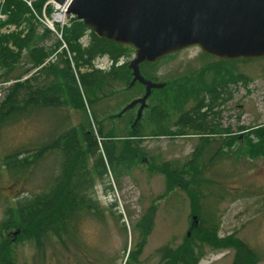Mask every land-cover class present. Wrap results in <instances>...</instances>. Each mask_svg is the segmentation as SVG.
<instances>
[{"label":"rangeland","instance_id":"obj_1","mask_svg":"<svg viewBox=\"0 0 264 264\" xmlns=\"http://www.w3.org/2000/svg\"><path fill=\"white\" fill-rule=\"evenodd\" d=\"M4 1L0 0L2 8ZM50 10L48 7L46 12ZM30 17L37 33L32 46H35L36 51L50 52H47L49 55L40 65L32 68L27 60L28 48L22 49L16 66L9 73L11 76L23 74L21 80L35 77L39 84L61 80L58 69L62 68V58L68 60L74 75L77 71L98 68L106 70L110 67V59L102 56L90 64H79L81 67L76 68L74 54L64 35L59 39L55 33L48 32L37 19L31 15ZM71 19L72 17H67L68 26ZM20 27H4L0 35L10 31L18 32ZM23 33L19 36L23 37ZM88 39L87 32L78 43L85 46ZM4 46L12 54L19 53L11 43L0 44V48ZM133 53L132 48L129 56L120 58L118 64L128 63L133 58ZM218 64L216 59L206 57L196 46L157 62L155 80L165 82L166 88H169L154 91L148 101L150 106L161 104L160 110L168 109V131L176 133L181 129L184 132L173 136H155L153 130L156 128L148 121L149 111L143 112L139 126L143 136L130 139L138 149V162L133 163L128 170L118 169L114 172L104 161L106 173L103 171L99 177L95 175L90 189L104 216L101 220L89 215L80 218L76 223V233L71 235V242L65 240L64 244L53 236L51 241L48 238L38 250L32 241L20 237L19 231L14 227L1 228L7 210L14 207L16 200L42 192L46 186H50V182H54V178L61 173L64 156H61L58 149L42 152L27 169L23 168L26 171L23 170L22 173L7 169L3 160L6 156L25 149L37 151L39 147L64 136L73 127L77 130L79 145L83 149L86 142L80 134L81 130L87 131L90 138L96 141V148L95 145L93 147L94 155L97 156L96 153L103 152V139L98 135V124H103L105 131H109L113 125L116 129L115 138L118 139L116 152H119V141L127 138L125 132L136 116V109L128 110L120 117H116V114L127 103L143 94L142 86L136 84L123 91L124 86L113 83L97 93L99 99L90 105L86 101L84 90L77 85L85 111L73 108L70 99L66 98L60 106L40 108L13 123H0V243L4 241L10 248L14 264H158L161 247L168 245L175 248L190 235L188 229L192 213L184 189L176 186L167 192L164 175L150 167L162 163L184 164L191 158L201 139L212 142L214 150L209 154L216 153L211 166L207 164L205 177L212 180L209 186L210 199L217 206L220 217L218 235L222 237L234 233L258 253L261 259L257 264H264V156L250 153L252 144L249 143V139L257 141L253 134L256 129L264 128V58L238 61L227 66L242 80H226L221 85L216 81L215 69ZM27 69L29 71L23 73ZM207 69L213 71L203 74L202 71ZM5 71L4 66L0 65V103L9 88L17 82L15 79L2 77ZM197 81L209 84L215 93L208 95L201 91L197 97L190 96L184 103L176 105L178 96L174 94L176 91L181 92L178 85L186 82L189 87ZM103 93L105 95L102 96ZM165 101L167 109L163 105ZM203 110L205 113L201 114ZM193 111H198L195 118ZM183 115H186L188 125L181 128L178 121ZM108 117L114 120H107ZM193 119L196 121L195 127L199 129L192 126ZM198 123L200 126H197ZM204 152L207 160L208 153L206 150ZM25 155L27 154L20 157ZM143 157L148 162H141ZM93 161L92 156L88 157L87 166L91 170L94 168ZM189 176L188 172L186 177ZM152 205L156 206V210L151 232L141 237L139 230H134L131 225ZM129 250L136 252L135 261L128 259L126 262ZM232 256V250L206 247L198 264H231Z\"/></svg>","mask_w":264,"mask_h":264},{"label":"trees","instance_id":"obj_2","mask_svg":"<svg viewBox=\"0 0 264 264\" xmlns=\"http://www.w3.org/2000/svg\"><path fill=\"white\" fill-rule=\"evenodd\" d=\"M46 0H35L34 5L38 11ZM5 5V8H4ZM3 5L4 12L8 13L7 18L0 24V27L9 25L21 26L18 32L10 31L7 34L0 35V44L7 45L9 43L16 46L18 49L17 55L8 51L6 46L0 48V65L7 70L2 77L5 79H15V82L8 90L4 100L0 103V123H13L25 115L32 114L40 108L50 106H60L65 102V99H70V104L73 108L82 109L85 111L84 102L80 95L79 88L76 84V77L71 70L67 59L62 58V68L60 72L61 80L54 82H44L39 84L35 77H28L21 80L23 74L11 76L14 66L20 57L22 49L28 48L27 60L32 64V68L40 65L43 59L46 58L50 51H36L35 46H32L37 36L36 28L33 26L28 8L19 0H5ZM48 8V7H47ZM30 14V15H29ZM29 15V18L27 17ZM32 16V15H31ZM48 31V30H47ZM24 32V33H23ZM49 32V31H48ZM88 33L89 39L85 46L79 44V40ZM23 33V37L19 35ZM47 33V32H46ZM63 35L68 42L72 53L73 60L80 65L90 64L96 58L107 56L111 65L109 69H94L90 71H77L82 90H84L88 104L92 105L99 99L96 94L101 92L105 87L112 86L113 83H119L127 89V85L131 79V71L128 69L127 62L118 64L120 58L128 57L132 52V48L127 45H119L109 42L96 36L92 31L82 24L81 21L72 17L70 26L63 29ZM205 55L204 53H202ZM206 57L212 58L205 55ZM246 62L248 60L225 61L216 60V81L221 85L223 82H236L242 80L240 76H235L227 66L235 62ZM80 64V65H79ZM156 63H143L139 66L140 72L147 78L155 80ZM49 69L51 64L48 65ZM47 67V68H48ZM81 67V66H80ZM29 69L23 73L28 72ZM212 69L203 70V74L212 72ZM178 90L175 96H178L176 105L184 103L190 96L197 97L199 92H206L208 95L215 93L210 89V85L204 82L197 81L191 83L187 87V83L178 85ZM166 88V87H165ZM182 89V90H181ZM164 91V90H161ZM157 92V91H155ZM110 93H113L111 91ZM102 96L105 93L101 94ZM157 111L154 115L151 114L148 121L152 125L153 135L155 136H173L182 134L184 131H176L173 133L168 131L167 120L168 113H162V110L167 112V101L163 103L165 109H161V104H155ZM198 111H193L194 118ZM94 114V113H93ZM95 118V115H93ZM113 118H115L113 116ZM186 115H183L178 123L181 128L188 125L185 121ZM190 119V117H188ZM114 120L108 117L107 120ZM140 121L134 122L129 126V130L125 132V139L119 141L121 149L116 152V129L113 125L109 131H105L103 124H98V135L102 137L103 152L94 155V145L96 141L90 138L87 131L81 130L80 134L86 142L85 149L79 145L78 134L75 127L64 136L58 137L51 143L40 147V150H22L17 153H12L4 158V166L14 172H24L28 165L36 160V156L42 152H48L50 149H59L61 156L63 155L62 169L60 176L54 182H50V186L42 192L35 193L30 197L18 199L15 201L13 208H9L6 213V218L1 223L2 229L14 227L19 232L20 237H24L28 241H32L35 247L39 250L42 244L51 239L53 236L59 242L64 244L65 240H71V235L76 233L77 221L85 215L93 216L101 220L104 212L98 206L97 200L93 197L90 189L92 188L94 176H100L99 169L103 168L106 173L104 161L110 165L111 169L116 172L118 169L128 170L135 162H138L136 154L138 149L134 147L130 141L131 138H139L143 136ZM166 122V123H165ZM98 123V122H97ZM192 126H196V121L193 119ZM197 126H200L199 123ZM196 128V127H195ZM199 129V128H196ZM255 130V129H254ZM253 134L257 141H251L252 148L250 153L257 156H264V128L256 129ZM108 139L112 141L107 142ZM228 140V138H227ZM231 141V140H230ZM228 141V142H230ZM206 141L201 139L197 144L191 158L182 165L174 163H162L161 165H151L150 169L162 173L165 177L166 191L170 192L174 187L183 188L186 192L190 206L191 216H195L196 223L188 230L190 235L185 237L183 242L175 248L164 245L159 249L161 259L158 264H198L205 252V248L232 250L231 264H257L261 259L258 253L251 249L245 242L237 238L234 233L220 237L218 235L220 226V217L217 214V206L210 199L211 189L209 188L212 180L205 177L207 164L215 160L216 153L212 152L214 147H209ZM209 158H204L205 151ZM23 154H27L23 157ZM92 156L93 170L88 168L87 159ZM95 156V157H94ZM142 162V159H141ZM26 168V169H23ZM13 172V173H14ZM190 173L189 177L187 173ZM190 186V187H189ZM160 198V197H159ZM158 198V199H159ZM156 206H149L144 211L138 221L132 224L133 229H138L141 237L148 235L151 232ZM71 242V241H70ZM138 252V250H137ZM128 259L135 261L136 252L129 250L126 262ZM0 264H14L11 257V251L6 243H0Z\"/></svg>","mask_w":264,"mask_h":264},{"label":"water","instance_id":"obj_3","mask_svg":"<svg viewBox=\"0 0 264 264\" xmlns=\"http://www.w3.org/2000/svg\"><path fill=\"white\" fill-rule=\"evenodd\" d=\"M66 15L102 39L133 48L127 88L137 82L145 92L121 113L140 104L134 122L151 91L165 86L140 73L143 63L193 46L219 60L264 58V0H71Z\"/></svg>","mask_w":264,"mask_h":264},{"label":"built area","instance_id":"obj_4","mask_svg":"<svg viewBox=\"0 0 264 264\" xmlns=\"http://www.w3.org/2000/svg\"><path fill=\"white\" fill-rule=\"evenodd\" d=\"M30 8L31 13L36 17L39 23L43 26H46L48 29L53 31L59 39H61V31L57 30V26L62 28L66 23L65 18V10L64 6L59 5L57 2L53 0H48L45 5L50 4L52 7V11L49 16L45 14L44 8L41 14H38L36 10L33 8L32 0H21ZM6 18V14L0 9V22H2Z\"/></svg>","mask_w":264,"mask_h":264},{"label":"flooded vegetation","instance_id":"obj_5","mask_svg":"<svg viewBox=\"0 0 264 264\" xmlns=\"http://www.w3.org/2000/svg\"><path fill=\"white\" fill-rule=\"evenodd\" d=\"M109 69V68H108ZM107 70V69H106ZM142 74V73H141ZM143 75V74H142ZM144 76V75H143ZM145 77V76H144ZM147 78V77H146ZM163 83H165V82H163ZM136 84H138V83H136ZM135 84V85H136ZM134 85V86H135ZM142 86V85H141ZM166 87V83H165V86L162 88V89H160V91L161 90H167L169 87H167V88H165ZM143 88V92H144V87H142ZM153 91H156V90H153ZM152 91V92H153ZM139 96H137L136 98H138ZM149 99V98H148ZM148 99L146 100V107L143 109V112H145L146 110H148L149 111V114H150V116H151V114L152 115H154L153 113H154V111L157 109V107H156V105L155 104H153L152 106H150V103H149V101H148ZM139 106H140V104H136L132 109H136V112H137V110H138V108H139ZM157 111V110H156ZM143 112H142V116H141V118L143 117ZM162 113H165L164 115L166 116L167 115V112H165V111H163L162 110ZM205 113V110H203V112H201V114H204ZM116 117H120V115L119 114H116ZM141 118H140V120H141ZM148 119H149V115H148ZM134 123V120L132 121V123H131V126H132V124ZM112 140L111 139H108L107 140V142H111ZM205 141L207 142V140L205 139ZM209 147H211V144H212V142L211 141H208L207 143H206ZM56 148H54V149H51L52 151H54ZM40 150V147L38 148V151ZM59 150V149H58ZM60 151V150H59ZM142 161L144 162H148V160L145 158V157H143L142 158ZM61 168H62V165H61ZM99 171H100V176H101V174L103 173V168H102V171H101V168L99 169ZM59 176H60V174H59ZM99 177V176H98ZM58 177L56 176L55 178H54V180H56ZM194 223H196V221H191V223H190V228L192 227V225H194Z\"/></svg>","mask_w":264,"mask_h":264},{"label":"bare ground","instance_id":"obj_6","mask_svg":"<svg viewBox=\"0 0 264 264\" xmlns=\"http://www.w3.org/2000/svg\"><path fill=\"white\" fill-rule=\"evenodd\" d=\"M53 1H54V0H53ZM21 2H22V3L28 8V6L24 3V1H21ZM70 2H71V0H65L63 3H58V2H57V3H58L59 5L64 6V8L67 9V7L69 6ZM73 18H75V17L73 16ZM75 19H76V18H75ZM5 20H6V19H5ZM76 20H77V19H76ZM78 21H80V20H78ZM128 63H129V62H128ZM98 69H99V68H98ZM76 73H77V72H75V77H76L77 81L79 82V80H78V78H77L78 76H77ZM134 85H135V84H134ZM134 85H133L132 87H134ZM142 87H144V86H142ZM153 90H155V89H153ZM153 90H152V91H153ZM152 91H151V93H150V95H149L148 98H150L151 95H152V93L154 92V91H153V92H152ZM144 92H145V88H144ZM144 92H143V94H144ZM143 94H142V95H143ZM142 95H141V96H142ZM141 96H139L138 98H140ZM148 98H147V99H148ZM135 99H136V98H135ZM147 99H146V100H147ZM146 103H147V102H146ZM144 108H145V107H144ZM144 108H143V109H144ZM142 111H143V110H142Z\"/></svg>","mask_w":264,"mask_h":264}]
</instances>
